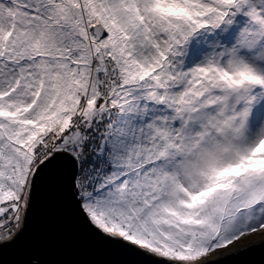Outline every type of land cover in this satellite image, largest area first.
<instances>
[{
	"label": "snow or ice",
	"instance_id": "1",
	"mask_svg": "<svg viewBox=\"0 0 264 264\" xmlns=\"http://www.w3.org/2000/svg\"><path fill=\"white\" fill-rule=\"evenodd\" d=\"M257 249L264 0H0V253L222 264Z\"/></svg>",
	"mask_w": 264,
	"mask_h": 264
},
{
	"label": "water",
	"instance_id": "2",
	"mask_svg": "<svg viewBox=\"0 0 264 264\" xmlns=\"http://www.w3.org/2000/svg\"><path fill=\"white\" fill-rule=\"evenodd\" d=\"M258 242L259 240L252 243H258ZM22 258L23 257L16 250H4L3 253H0V259L3 260L4 264H13L14 261L20 260ZM99 258L113 262L123 259L121 257H99ZM2 260H0V264H3ZM222 264H264V249H257L253 253H249L244 256H237L234 257L233 259H225L222 262Z\"/></svg>",
	"mask_w": 264,
	"mask_h": 264
},
{
	"label": "rangeland",
	"instance_id": "3",
	"mask_svg": "<svg viewBox=\"0 0 264 264\" xmlns=\"http://www.w3.org/2000/svg\"><path fill=\"white\" fill-rule=\"evenodd\" d=\"M257 240H259V237H255V238H252L250 241H248V243H252V242H255V241H257ZM233 250H236V249H232V251ZM215 257H213V259H214Z\"/></svg>",
	"mask_w": 264,
	"mask_h": 264
}]
</instances>
